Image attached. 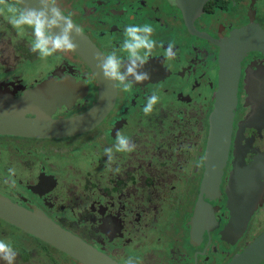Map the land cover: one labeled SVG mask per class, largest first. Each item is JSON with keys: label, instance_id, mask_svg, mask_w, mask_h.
Here are the masks:
<instances>
[{"label": "flooded vegetation", "instance_id": "flooded-vegetation-1", "mask_svg": "<svg viewBox=\"0 0 264 264\" xmlns=\"http://www.w3.org/2000/svg\"><path fill=\"white\" fill-rule=\"evenodd\" d=\"M56 6L90 38L96 63L119 48L126 26L151 25L156 48L145 68L151 78L127 93L109 83L102 89L103 76L79 52L43 59L31 51V29L19 34L0 13V196L41 211L119 264L241 258L264 233V0H56ZM244 27L259 34L258 47L240 60L231 139L219 166L209 144L221 60L228 39ZM169 42L173 61L164 56ZM153 93L160 99L146 116ZM79 117L85 123L72 132L58 135L51 127ZM118 132L136 148L108 163L104 149L114 147Z\"/></svg>", "mask_w": 264, "mask_h": 264}, {"label": "water", "instance_id": "water-1", "mask_svg": "<svg viewBox=\"0 0 264 264\" xmlns=\"http://www.w3.org/2000/svg\"><path fill=\"white\" fill-rule=\"evenodd\" d=\"M25 2L26 6H37L35 0ZM254 31L252 27L239 29L234 39H228L225 44V55L222 56L221 60L222 69L220 88L217 94L218 103L213 115L215 129L213 130V135L209 144V157L219 166H221L228 154V147L231 139L234 115L233 108L237 100L236 93L240 74V60L246 50L258 47L259 34H253ZM261 34L264 37V31L261 32ZM74 40L77 45L75 50L88 60L90 66L97 75H102L99 73L96 60L91 56L92 53L90 49L92 47L95 51V48L90 38L80 31L79 35H74ZM100 82L102 89L109 83L105 81L104 78H102ZM103 96L104 93L102 91V97ZM107 96L113 101V94L107 93ZM103 107L102 104H99L96 106L95 111L98 112ZM84 123L85 120L79 117L54 121L51 123V127L56 131V134L61 135L76 130ZM44 125L50 127V124L47 122H44ZM0 218L18 226L25 232L43 240L60 251H63L82 264H119L117 261L103 254V252L99 251L96 247L87 243L81 237L54 222L41 211H34L33 209L14 203L1 196ZM263 260L264 233L244 251L241 258L238 256L232 264H259Z\"/></svg>", "mask_w": 264, "mask_h": 264}, {"label": "clouds", "instance_id": "clouds-1", "mask_svg": "<svg viewBox=\"0 0 264 264\" xmlns=\"http://www.w3.org/2000/svg\"><path fill=\"white\" fill-rule=\"evenodd\" d=\"M35 3L37 6L29 7L25 5V0H0V13H7L9 23L19 34L31 29V51L43 59L75 50L74 35H79L81 30L70 16L64 15L56 6V0H35ZM153 33L154 29L149 24L126 26L119 48L97 57V68L104 80L126 93L131 91L134 84L150 80V73L145 68L156 48ZM174 49L175 44L169 42L164 52L166 61L176 58ZM159 99L156 93L148 97L143 107L146 116L152 114ZM135 148L130 137L118 132L114 147L105 148L104 152L108 163H111L114 153H132ZM9 171L14 172V169ZM16 257L14 247L0 240V260L15 264ZM127 264H135V261L129 258Z\"/></svg>", "mask_w": 264, "mask_h": 264}, {"label": "trees", "instance_id": "trees-1", "mask_svg": "<svg viewBox=\"0 0 264 264\" xmlns=\"http://www.w3.org/2000/svg\"><path fill=\"white\" fill-rule=\"evenodd\" d=\"M4 227L13 228V232L6 231ZM0 240L8 242L14 247L17 252L16 259L18 264H64V262L67 264H81L74 258L25 232L23 229L6 226L1 222ZM28 242L34 243L35 245L33 244V246L28 247L25 244ZM0 264L5 263L0 260Z\"/></svg>", "mask_w": 264, "mask_h": 264}, {"label": "rangeland", "instance_id": "rangeland-1", "mask_svg": "<svg viewBox=\"0 0 264 264\" xmlns=\"http://www.w3.org/2000/svg\"><path fill=\"white\" fill-rule=\"evenodd\" d=\"M152 13L153 14H155V13H157V10L156 9H154V8H152ZM156 25H158L159 23L158 22H156L155 23ZM4 27H5V24H2V29H4ZM7 27H8V25H7ZM8 29L9 30H5V32L7 33V35L6 36H8L9 34L8 33H10L11 31H12V28L10 27H8ZM59 54L57 53V54H55L54 56H52V59H61V58H63V56H58ZM5 228V230L6 231H8V232H13V228H8V227H4ZM2 236H4V235H2ZM28 247H31V246H33V244L34 243H25ZM35 245V244H34ZM59 255V254H58ZM2 262H4L5 264H6V262L5 261H3L2 260ZM16 264H18V262H17V259H16V262H15ZM64 264H67L66 262H64Z\"/></svg>", "mask_w": 264, "mask_h": 264}]
</instances>
